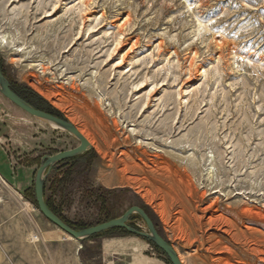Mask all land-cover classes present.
<instances>
[{
  "label": "rangeland",
  "instance_id": "1",
  "mask_svg": "<svg viewBox=\"0 0 264 264\" xmlns=\"http://www.w3.org/2000/svg\"><path fill=\"white\" fill-rule=\"evenodd\" d=\"M0 38L11 89L89 136L44 185L64 224L137 206L182 264H264V0H0ZM78 145L0 94V264H60L47 233L78 264H170L123 229L79 243L41 215L42 160Z\"/></svg>",
  "mask_w": 264,
  "mask_h": 264
},
{
  "label": "water",
  "instance_id": "2",
  "mask_svg": "<svg viewBox=\"0 0 264 264\" xmlns=\"http://www.w3.org/2000/svg\"><path fill=\"white\" fill-rule=\"evenodd\" d=\"M0 94L30 117L47 123L49 125L55 126L57 129L64 131L65 133L74 137L79 142V145L72 150L58 153L52 157H45L37 170L34 179L35 203L38 211L47 221H49L54 227H56L59 231L68 236L70 239L79 243H82L96 235H99L109 230L123 229L131 235H134L152 243L165 255L170 264H181L172 247L158 234L147 214L137 206L129 208L119 218L81 231H75L71 229L66 224H64L57 216H55L46 206L44 199V185L46 182V178L51 169L56 164L85 154L89 150L90 146L84 140V138H82L76 128L70 123L52 115H49L45 112L36 110L31 107L28 103L23 101L18 95H16L12 91L9 82L2 75L1 70ZM133 215H137L143 221L148 233L136 231L128 226L129 220Z\"/></svg>",
  "mask_w": 264,
  "mask_h": 264
},
{
  "label": "crops",
  "instance_id": "3",
  "mask_svg": "<svg viewBox=\"0 0 264 264\" xmlns=\"http://www.w3.org/2000/svg\"><path fill=\"white\" fill-rule=\"evenodd\" d=\"M45 236H47L48 239H43V244H52L49 246L57 250V261H59L60 264H68L70 261L73 262V264H78L79 260L75 257L77 255V250L74 245H71L64 239L56 240L55 238L58 237L55 234L47 233Z\"/></svg>",
  "mask_w": 264,
  "mask_h": 264
},
{
  "label": "bare ground",
  "instance_id": "4",
  "mask_svg": "<svg viewBox=\"0 0 264 264\" xmlns=\"http://www.w3.org/2000/svg\"><path fill=\"white\" fill-rule=\"evenodd\" d=\"M6 46V42L4 41V39H2V38H0V50L1 49H3L4 47ZM53 129H56V130H59V129H57L55 126H53V125H50ZM78 132H79V134L82 136V138H84V140L88 143V145L90 146L91 145V143H90V141H89V136L88 135H86L82 130H80V129H76ZM61 131V130H60ZM214 224V223H213ZM245 237V235H235V236H232L231 238V240L233 241V242H235V243H237V244H240V245H243L241 242V240L242 239H245L244 238ZM210 238L211 239H214L215 237L212 235V236H210ZM216 240V239H215ZM246 243V242H245ZM254 243L256 244L257 243V241H254ZM231 244V243H230ZM191 245V244H190ZM253 245V244H252ZM214 246V245H213ZM219 246H221L220 245V242H219V240H217L216 241V244H215V249H214V252H217L218 250H221L222 248L221 247H219ZM258 248V247H257ZM211 250V249H210ZM212 250H213V247H212ZM222 250H226L227 252H229V250L227 249V248H223ZM261 251V250H260ZM245 252H247V251H245ZM249 252L252 254V255H256V256H259L260 254H262V253H260L258 250H256V249H254V248H249ZM213 253V252H212ZM260 253V254H259ZM249 259V258H248ZM211 260V259H210ZM246 260H247V258H246ZM180 261V260H179ZM204 261V260H203ZM222 261V260H221ZM260 261L262 262V263H264V258L263 259H260ZM180 263H181V261H180ZM221 263V262H220ZM257 263V262H256ZM182 264V263H181ZM251 264V263H250Z\"/></svg>",
  "mask_w": 264,
  "mask_h": 264
},
{
  "label": "trees",
  "instance_id": "5",
  "mask_svg": "<svg viewBox=\"0 0 264 264\" xmlns=\"http://www.w3.org/2000/svg\"><path fill=\"white\" fill-rule=\"evenodd\" d=\"M12 91L16 94V95H18L23 101H25L26 103H28L31 107H33L34 109H36V110H38V107L35 105V104H33V103H31L29 100H27L26 98H24L21 94H19L18 92H16L14 89H12ZM47 114H49V115H52V116H55L54 114H52V113H47ZM55 117H57V116H55ZM46 203V202H45ZM46 206L48 207V209L54 214V215H56L54 212H53V210H51V208L49 207V205L46 203ZM143 210V209H142ZM67 225V224H66ZM69 226V225H68ZM70 227V226H69ZM70 228H72V227H70ZM73 229V228H72Z\"/></svg>",
  "mask_w": 264,
  "mask_h": 264
}]
</instances>
